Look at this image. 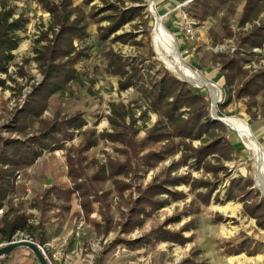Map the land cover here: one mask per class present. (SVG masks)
<instances>
[{
  "label": "trees",
  "instance_id": "16d2710c",
  "mask_svg": "<svg viewBox=\"0 0 264 264\" xmlns=\"http://www.w3.org/2000/svg\"><path fill=\"white\" fill-rule=\"evenodd\" d=\"M13 1L0 0V74L7 75L8 81L16 83L9 70L16 60L14 52L23 40L19 32L25 31L29 19L24 14L15 17L16 7L11 6ZM38 1L51 16L48 30L41 32L35 41V57L31 59L37 63L43 80L31 87L22 109L4 126L10 136L3 138L0 132V210L8 207V212L0 221V244L11 242L18 233H23L35 243L46 245L51 240L45 226L50 220L49 214L55 209H60V214L68 212L74 195L80 198L84 215L90 222L95 202L103 203L105 209L109 208L110 192L104 191L109 183L127 204L128 213L122 214L123 222L119 225L126 234L136 228L142 229L157 211L171 201L185 199L184 193L176 191L177 187H189L199 202L209 205L219 189L220 173L227 172L222 164L224 161H232L238 154V142L229 139L228 129L223 123L213 122L210 118L211 101L206 90L181 82L168 71H158L161 72L160 78L151 76L149 69L143 68L144 63L136 64L109 48L104 53L105 66L110 75L118 78L119 90L136 89L142 94L148 112L152 111L159 116L158 123L147 132L146 137L137 138L140 129L135 111L121 103L111 104L112 115L108 119L112 133L98 135L95 130H85L88 122L82 113L68 117L57 112L52 119L44 118L54 97L65 96L72 86L83 84V75L78 65L93 56V47L87 45L91 39L90 21L96 24L102 21L110 23L106 28L97 29L99 42L106 43L125 25L142 16L144 9H123L118 6V3L124 4L123 0H116L117 3L100 0L105 7L94 6L89 12L81 6H75L73 0H59V4L51 0ZM93 1L86 0L84 4L89 6ZM131 1L140 4L144 2ZM244 3L239 22V26L244 27L247 23L260 20L264 14V0H194L187 6L186 12L199 25L218 18L220 12H223L220 20L224 36L219 37L214 31L211 33L215 39H221L217 42H224L234 37L230 27L231 19L237 16L238 7ZM105 12L109 14L102 15ZM133 38V34L118 35L111 42L126 44ZM238 40L239 47L246 50L245 56L241 53L234 58L229 55L220 56L221 72L225 78L223 88L227 87L231 95L219 106V111L233 103L234 93L239 101L248 99L245 110L254 122L259 114L264 118V69L250 74L243 69V65L256 56L252 52L254 49L262 50L264 58V21L250 32L240 33ZM18 75L22 78L27 76L22 67ZM7 80L0 79V88H10ZM23 90L24 87H19L18 91L20 93ZM142 119L144 122L149 119L147 112L142 114ZM261 128H264V123L251 126V131L255 133ZM13 135L21 139H13ZM76 136L82 138L81 145L78 149L70 150L67 155L68 175L73 185L48 188L34 199L31 208L36 209L40 215L39 224L35 225L32 222L35 217L22 212L23 203L19 207L14 206L13 198L18 192L17 173L26 172L45 152L63 148L66 142L73 141ZM100 140L120 146L116 151L124 159L109 158L105 165L95 161L94 175L84 180L86 173L82 163L87 160L86 154L98 146ZM194 142H201V146L195 147ZM179 154L181 158L173 161L169 167H163L150 184L137 186L160 164ZM185 167L212 173L215 182L196 180L191 173L179 175L178 172ZM253 186L251 179L231 181L225 202L243 203L244 213L256 220L257 226L264 231V198L252 190ZM134 189L139 199L134 201L131 195L130 200L126 199L125 194L132 193ZM201 190H205V193ZM100 192H103L102 195ZM257 198L254 202L253 199ZM215 202L222 203L219 197L215 198ZM102 215L105 218L104 224H94L99 236L107 235L113 225L110 217L103 212ZM180 220L181 217L176 216L139 241L120 240L116 245L124 244L132 251L146 245L154 247L159 243L184 246L191 241L183 236L184 232L191 229V224L179 231L167 229L168 225ZM16 251L8 254L4 261L8 262ZM198 256L195 253L180 264H203L197 260Z\"/></svg>",
  "mask_w": 264,
  "mask_h": 264
},
{
  "label": "rangeland",
  "instance_id": "374dc122",
  "mask_svg": "<svg viewBox=\"0 0 264 264\" xmlns=\"http://www.w3.org/2000/svg\"><path fill=\"white\" fill-rule=\"evenodd\" d=\"M59 4V0H51ZM86 0H73L75 6H81L85 11L89 12L92 7H105L100 0H94L91 5H85ZM111 3H117L116 0H107ZM194 0H144L143 4L134 3L131 0H123L124 4L118 3V6L123 9L132 7L144 10L142 16L137 17L133 22L125 25L121 30L111 36L106 43H100L97 32L98 27L106 28L110 26L108 21H102L98 24L91 23L90 34L91 39L87 45L92 48V58L86 62L80 63L78 69L83 75V84H75L72 86L65 96H56L51 102L48 111L44 118L52 119L53 116L59 112L62 116H71L78 113L84 114L88 122L86 129L95 130L97 134L104 132L112 133L109 122L111 113V104H123L131 107L135 111V118L140 129L137 138L144 139L147 132L151 130L159 121V116L152 111L148 112V106L142 99V94L136 89H129L127 91H120L118 86V78L110 75L107 71L104 61V53L112 48L116 53L122 55L125 59L135 61L136 64L147 67L151 76L160 78L161 72L168 71L179 81L189 84L190 86L206 90L209 95L210 104V118L213 122L223 123L228 129L229 139L238 142V154L235 155L232 161H224L222 165L227 168V172L220 173V182L218 191L212 196L211 203L207 206L203 205L196 198L195 193H191L187 186H180L176 191L185 194V199L179 201H171L167 206L157 211L151 220L140 229L136 228L129 234L122 232L121 226L123 222L122 214L128 213V207L124 200H121L117 195L111 183L107 184L104 191L110 192L108 201L109 208L105 209L103 203H94V212L91 216L90 222L87 221L81 200L74 195L71 203V209L68 212L61 213L60 209H55L49 214V222L46 223L49 235L53 238V232L58 228V236L55 242L49 243L51 247L59 249L62 253L70 255L76 264H180L187 258H191L195 253L199 256L197 258L200 263L206 264L204 260L200 259L202 252L193 247L196 240L195 231L197 230L200 218L203 213H207L209 206L220 205L215 202L216 197H222L233 180H252L254 186L253 191L258 192L263 198V192L258 186L256 178V164L255 155L248 148V142L242 139L239 134L227 123L217 121L233 119L248 126L251 131V126H257L264 123V118L259 114L256 121H252L246 113L245 103L248 99L237 100L233 93V103L225 110L219 111V106L227 100L230 91L227 87L223 88L224 75L221 72V55H229L234 58L241 53L245 56L246 50L239 47V34L243 32H250L255 26L259 27L264 21V14L260 20L253 23H247L244 27L239 26L240 18L242 17L245 3L238 7L237 16L231 19L230 27L234 32L232 39L224 40V42H217L221 39H215L214 31L223 37V28L221 24V17L223 12H220L218 18H213L204 25H199L194 19L190 18L186 12L189 3ZM11 6L16 7V18L18 15L24 14L29 19L25 31L19 32V36L23 39L19 49L14 52L16 55L15 63L10 67V74L16 80V83L8 81L7 75L0 74V79L7 80V85L10 88H0V132L3 138H8L10 135L5 130L7 125L16 115V112L22 109L27 96L31 92V87L39 84L43 80V76L39 71L38 65L34 59L35 54L33 49L35 41L39 38L41 32L48 30L51 23L50 14L46 13L38 0H14ZM109 13L102 14L108 15ZM184 17H187L186 19ZM160 19L163 27L174 37L176 48L183 61L190 70L197 72L199 76L207 83L204 86H196L188 81L182 75L171 71L167 65L162 62L159 53L164 55L163 50L154 42V28L157 21ZM187 24L193 25L192 35H188L184 28ZM124 34H133V39L124 44L121 42H111L116 36ZM52 37V36H51ZM46 43H43L45 45ZM79 43L77 42V45ZM178 46V47H177ZM256 53L251 62L244 64L243 69L250 74L264 69L263 51L254 49ZM236 55V56H235ZM166 57V56H165ZM28 63L25 61L29 60ZM167 58V61H171ZM26 73V77H19L18 72L20 68ZM152 67V68H151ZM188 81V82H187ZM19 87H24L23 92L19 93ZM210 87L215 88L220 92V100L214 106L213 94ZM260 101V100H259ZM148 113L149 119L144 122L142 114ZM215 116V118H214ZM252 133V131H251ZM255 140L260 144L264 151V128L252 133ZM13 139H21L20 136L13 135ZM82 138L76 136L73 141L66 142L63 148L52 152H45L36 164L29 168L26 172L17 173V194L13 198L14 206L19 207L23 203L22 212L27 215H33L35 219L32 221L35 225L39 224V212L31 208L34 199L40 196L44 190L51 187L72 186L68 175L67 155L70 150L78 149L81 145ZM195 147H200L201 142H194ZM247 144V145H246ZM120 146L112 145L107 140H100L98 146L91 149L87 154V160L82 163L85 169V179L91 178L95 173L96 165L93 163L97 161L101 165L107 164L109 158L116 160H123L120 152L116 151ZM181 154L173 158H169L165 163H162L154 171H151L146 178L138 184L144 187L150 184L153 179L161 172L163 167H169L173 161H178ZM213 159V158H209ZM191 173L196 180H204L208 182H215L212 173H206L204 170L196 171L190 170L188 167L182 168L178 174L186 175ZM50 182V184H48ZM130 182V180H127ZM205 193V190H201ZM103 192H100L102 195ZM130 195L134 201L139 199L138 192L134 189L133 192H127L125 198L130 200ZM260 199V198H259ZM253 199V201H257ZM221 201V199H220ZM222 202V201H221ZM240 203V202H234ZM243 204V203H241ZM219 209V208H218ZM244 209V204H243ZM8 212V207L0 210V221L3 219L5 213ZM102 212L110 217L112 221V228L107 235L99 236L95 231L94 224H104V216ZM60 214V215H59ZM245 214V213H244ZM180 216V222H176L167 226L170 231H179L186 225L191 224V229L183 233L187 239H191L186 245L181 246L172 243H159L156 246H143L141 249L132 251L124 246V244L116 245L117 241H139L144 235L151 231L158 229L165 224L169 219ZM217 216V221L221 220ZM228 221L226 224V231H234L236 221ZM224 227V225H223ZM259 228V227H258ZM260 229V228H259ZM262 230V229H261ZM244 235V234H243ZM245 236V235H244ZM252 237H254L252 235ZM38 244V243H36ZM191 248V249H190ZM183 249V251H182ZM189 249L184 252V250ZM64 253V254H65ZM81 262V263H80Z\"/></svg>",
  "mask_w": 264,
  "mask_h": 264
},
{
  "label": "crops",
  "instance_id": "0c3cea01",
  "mask_svg": "<svg viewBox=\"0 0 264 264\" xmlns=\"http://www.w3.org/2000/svg\"><path fill=\"white\" fill-rule=\"evenodd\" d=\"M220 199V205L213 204L207 208V213L202 214L195 231L197 237L193 247L202 252L200 259L206 264H264V231L258 228L256 220L244 214L243 204L225 202V195H221ZM217 216L223 220L217 221ZM230 220L239 223L234 231H226L224 223ZM57 230L47 244L57 240ZM4 258L0 259V264H39L34 254L26 248L18 249L8 262ZM71 261L76 264L72 258ZM59 264L67 263L61 261Z\"/></svg>",
  "mask_w": 264,
  "mask_h": 264
},
{
  "label": "bare ground",
  "instance_id": "6f19581e",
  "mask_svg": "<svg viewBox=\"0 0 264 264\" xmlns=\"http://www.w3.org/2000/svg\"><path fill=\"white\" fill-rule=\"evenodd\" d=\"M148 2H151V0H148ZM153 36L155 44L161 47L160 49L163 50V53L166 56L165 57L164 55L160 54L161 52L159 53L162 62H164L171 71L182 75L196 86L198 85L201 87L207 84L197 72L190 70L189 67L183 63L176 48L174 37L163 27L160 19L155 25ZM167 58H170L171 61H167ZM210 89L212 90L213 94L212 96L214 106H216L221 97L220 92L213 87H210ZM225 122L228 123L242 139L248 142V148L255 155L257 183L261 191L264 193V151L261 149L260 144L253 137L247 125L233 119H227Z\"/></svg>",
  "mask_w": 264,
  "mask_h": 264
},
{
  "label": "built area",
  "instance_id": "2783aa9c",
  "mask_svg": "<svg viewBox=\"0 0 264 264\" xmlns=\"http://www.w3.org/2000/svg\"><path fill=\"white\" fill-rule=\"evenodd\" d=\"M184 18L186 19L187 17H184ZM186 25L187 26L184 28V30L190 36V35H192V32H193V29H192L193 25L187 24V21H186ZM19 240L33 241V239H31L29 236H27L23 233H18L12 239L11 242L0 244V248L3 246L9 245L11 243L17 242ZM37 245L39 246V249L42 252V254L44 255L48 264H59V262H61V261H65L67 264H73L69 255L62 253L59 249H55V248L51 247V245H49V244H46V245L37 244Z\"/></svg>",
  "mask_w": 264,
  "mask_h": 264
},
{
  "label": "water",
  "instance_id": "95a60500",
  "mask_svg": "<svg viewBox=\"0 0 264 264\" xmlns=\"http://www.w3.org/2000/svg\"><path fill=\"white\" fill-rule=\"evenodd\" d=\"M215 120L225 122L224 120H220L217 118H215ZM48 184H50V182ZM22 248L29 249L34 254V256L36 257V259L38 260L40 264H48L44 255L40 251L39 246L35 242L29 241V240H19L17 242L1 247L0 248V259L6 257L8 254L14 252L15 250L22 249Z\"/></svg>",
  "mask_w": 264,
  "mask_h": 264
}]
</instances>
